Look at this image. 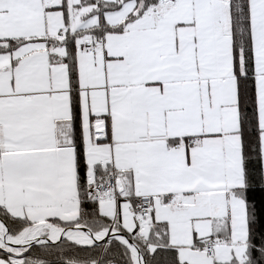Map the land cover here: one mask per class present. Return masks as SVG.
<instances>
[{"label": "snow or ice", "instance_id": "1", "mask_svg": "<svg viewBox=\"0 0 264 264\" xmlns=\"http://www.w3.org/2000/svg\"><path fill=\"white\" fill-rule=\"evenodd\" d=\"M0 264H264V0H0Z\"/></svg>", "mask_w": 264, "mask_h": 264}]
</instances>
